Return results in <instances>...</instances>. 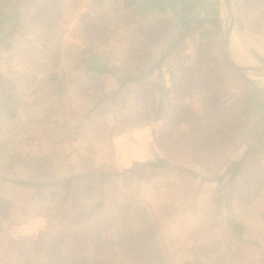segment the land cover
I'll use <instances>...</instances> for the list:
<instances>
[{
  "label": "rangeland",
  "instance_id": "1",
  "mask_svg": "<svg viewBox=\"0 0 264 264\" xmlns=\"http://www.w3.org/2000/svg\"><path fill=\"white\" fill-rule=\"evenodd\" d=\"M26 1L0 0V36L11 25L14 18L12 7L15 3L19 5L20 15V24L16 31L0 45V70L6 78L15 82L18 92L22 93L25 99L32 100L35 97L33 93L35 84H31V77H27L26 74H35L40 78L53 70L63 68L67 73L69 86L67 96L61 99L65 101L66 107L60 108L57 114L53 115V123L50 126L56 124L60 126L61 123L66 122L71 127V133L77 134V138L61 146H51L47 139L32 141L18 148L17 153L19 152L21 156L15 159L11 169L1 165L0 160V263L16 264L17 258H22L25 253L24 247L17 242L32 239L35 243H39L45 240L47 230L45 218L39 212L44 207L45 191L39 189L34 193L32 188L16 186L5 180L8 177L26 178L38 182L48 175L63 176L82 173L91 165L106 164L120 172L114 182L115 194L120 200H138L147 209H180L178 191L166 195L165 202H161L160 195L154 189L157 185L154 181L155 176H164L165 170L168 171L169 168L133 164V157H127V142L130 138L134 140L140 136L129 135L127 131L122 133V130L127 126L149 121L155 126H167L168 130L164 133V130L158 132L159 130L155 128L157 133L147 135L148 143L156 140L162 152L155 150L158 151L157 153L164 155L166 152H172L173 158L179 161L188 159L185 153L189 152L185 147L173 150L162 149L163 144L169 139L192 142L195 161L201 160L203 147L208 148L205 153H211L217 149L219 153L213 154H219L222 158L230 157L232 154V158L237 159L243 157L245 148L258 147L252 153L249 163L241 168L234 179H231L230 175L225 176L224 179L230 181L226 188L223 187L224 182L219 180L212 184L219 185L224 191L225 209H234L237 206L239 209H248L255 213L259 224L249 226L250 231L245 228L242 232L245 233V237L254 235L263 245L256 244V252L243 260V264L258 260L264 252V0H231L229 9L226 8L224 0L216 1L214 5L211 2L209 19H218L217 22L221 23L223 28L218 30L214 23H210L209 34L207 33V37H204L206 38L204 42H200L196 36H190L182 41L174 56L175 60H181L187 51L190 55L189 62L194 70L190 72L188 80L178 78L176 85L181 95L189 97V100L192 99V106L195 109L193 113L189 112L185 108L186 104L175 102L172 105L173 110H170L172 112L169 118L153 119L149 118L147 110L144 114L141 113V116L126 118L123 115L118 118L117 113L123 110L122 101H118L119 98L113 99L115 110L111 108V104L104 106L103 114L98 116L99 118H94L93 113L104 101L96 108L93 109V107L106 97L110 89H115L114 82L108 75H106L107 78L98 81L92 77H86L79 72L82 66L79 63L63 65L56 51L51 52L45 48V39L48 41L45 38V0L33 7L29 6V3L21 7V4ZM31 7L34 11L32 16L28 14ZM235 19L237 21L240 19L241 25L249 32L245 34L244 40L250 52L249 57L255 56L253 58L257 61L247 62L255 64L242 63L238 60L240 56L234 48L235 43L233 45L231 37ZM48 22L52 24L53 21ZM229 25L231 31L227 36ZM195 34L197 33L194 32L193 35ZM226 39H228L227 56L245 66L242 71L235 69L223 59ZM83 64L85 65L84 62ZM246 76L257 87L246 82ZM201 77L203 80L200 79ZM200 81L202 87L199 89ZM56 96L57 93L53 97ZM261 97L262 105L259 107ZM144 105L148 107L149 103L145 102ZM164 112L169 110H163ZM113 114L115 115L112 117L114 124H107V120H110L107 118ZM20 115L24 117L25 114L21 111ZM79 121L82 122V126L77 130L75 126ZM259 123L263 124L261 143L256 136ZM213 125L224 127V132L220 134L207 132L205 134L207 140L203 144L200 142L201 134L186 133L189 127L196 131L200 126ZM170 129L172 132L168 133ZM176 129L177 132L173 133ZM34 135L41 139L45 138V131L40 128ZM152 152L154 156V150ZM136 156L144 158L145 154ZM191 168L195 170L181 166H175L171 170L177 175L189 176L187 181L181 184H188V188L192 189L189 192L196 195L192 199L194 203L191 206V209H195L194 206L197 207L198 196L201 195L203 188L201 176L207 171H202L201 167L196 165ZM243 221L246 220L243 218ZM236 225L238 229L239 227L240 230L242 229L241 224ZM84 260L80 257L77 264H84Z\"/></svg>",
  "mask_w": 264,
  "mask_h": 264
},
{
  "label": "crops",
  "instance_id": "2",
  "mask_svg": "<svg viewBox=\"0 0 264 264\" xmlns=\"http://www.w3.org/2000/svg\"><path fill=\"white\" fill-rule=\"evenodd\" d=\"M41 2L43 0H27L21 7L27 3L33 7ZM211 2L216 4V0H45V38L48 39H45V48L51 52L56 51L63 65L81 64L79 72L86 77L98 81L108 75L112 79L116 87L107 92V98L93 113L94 118L103 114L104 106L111 104V108L115 110L113 99L118 98L123 107L120 113L116 111L118 118L123 115L126 118L141 116L146 110L150 119L169 118L175 102H183L186 104L185 108L193 113L195 108L192 106V99L181 95L176 85L178 78L189 79L190 72L194 70L189 62L191 58L188 51L186 54L183 52L181 60H175L174 56L182 41L190 36H196L200 42L205 41L204 37H207L206 34H209L210 30L208 21ZM32 7L28 12L31 16L34 12ZM48 21L53 22L49 24ZM188 25H191V28L186 37L171 48L179 31ZM194 32L197 34L193 35ZM247 33L249 32L241 25V20L235 19L231 37L240 56L238 60L242 63L257 61L253 58L255 56L249 57L250 52L244 40ZM92 54L99 61L107 63L111 69L118 71L119 75L129 78L140 75L139 79L127 82L116 92L118 84L113 75H100L96 71L84 70L82 59L84 61ZM162 55H166L165 58L153 66L155 61L161 60ZM117 61L119 64H115ZM200 79L203 80L202 77ZM198 85L200 89L201 81ZM145 102L149 103L148 107H145ZM163 110L169 112L163 113ZM114 116L113 114L107 118L110 119L107 124H114ZM155 128L158 132L164 130V133L168 130L167 126H155L149 121L127 126L122 133L127 131L129 135L140 136L134 140L130 138L126 144L127 157H133V164L142 165L147 161H155L165 169L169 168L168 171L165 170L164 176L158 175L154 178L157 182L154 189L160 195L161 202H165L166 195L174 191H178L180 195V209H148L157 225L158 238L164 249V264H243V260L256 252V244L263 243L254 235L245 237L242 231L259 224V221L252 210L239 209L237 206L234 209H225L224 191L219 185H212L219 180L224 182L223 187L226 188L230 181L224 179L227 175L225 170L241 158H232V154L222 158L216 154L219 153L217 149L214 150L215 154L205 153L208 148L203 147L201 160L195 161L192 142L169 139L162 149L185 147L189 152L185 153L188 159L179 161L173 158L172 152H166L164 155L157 153L155 150L160 148L156 140L148 143L147 135L157 133ZM171 129L168 133L172 132ZM223 129L224 127L219 125L200 126L196 131L189 127L186 133L201 134L200 142L203 144L207 140V132L220 134L224 132ZM176 132L177 129L173 130V133ZM159 152L162 153L161 150ZM142 153L145 154L144 158L136 156ZM195 165L207 172L201 176L203 188L198 196L197 207L191 209L194 203L192 199L196 195L189 192L192 189L188 188V184H181L187 181L189 176L177 175L171 169L181 166L195 170L191 168ZM243 218L246 221H243ZM237 223L241 224V230L240 227L238 229ZM263 260L264 252L258 260L246 264H261Z\"/></svg>",
  "mask_w": 264,
  "mask_h": 264
},
{
  "label": "trees",
  "instance_id": "3",
  "mask_svg": "<svg viewBox=\"0 0 264 264\" xmlns=\"http://www.w3.org/2000/svg\"><path fill=\"white\" fill-rule=\"evenodd\" d=\"M18 8L17 3L12 7L14 18L0 36V45L14 34L20 24ZM217 20L210 19L208 22L214 23L216 28L221 30L222 24ZM190 28L191 25H188L179 31L171 48L186 37ZM165 56L162 55L161 60L155 61L153 66ZM223 59L242 71L229 62L224 54ZM86 61L85 71H96L100 75L111 74L116 78V92L127 82L140 77H123L107 63L99 61L94 54ZM83 62L82 59L81 63ZM26 76L31 77V84H35V97L32 100L25 99V96L18 92L15 82L6 78L0 70V160L1 165L10 169L13 168L15 159L21 156L17 153L18 148L32 141L47 139L51 146H61L77 138V134L71 133V127L66 122L60 126H50L53 123V115H56L60 108L66 107L65 101H61L67 96L69 89L66 71L60 68L47 73L45 77L38 78L37 75L28 73ZM245 81L257 87L247 76ZM55 93L57 96L53 97ZM105 98L107 97L98 101L93 109ZM261 105L262 97L259 107ZM21 111L24 112V117L20 115ZM89 115L90 113L87 117ZM262 125L259 123L256 128L259 143L262 141ZM81 126L82 122L79 121L75 127L79 130ZM40 128L45 131V138L34 135ZM256 149L257 146L245 148L243 157L231 163L225 174L234 179L241 168L249 163ZM142 165L162 167L155 161H147ZM118 175L119 171L103 164L91 165L82 173L48 175L38 182L26 178H6L5 180L16 186L34 189V193L39 189L45 191L44 207L39 211L46 222L45 240L39 243L32 239L18 241V245L24 247L25 253L22 258H17V263L77 264L81 257L85 259L84 264H164V249L150 211L138 200H120L116 197L114 182ZM261 264H264V260Z\"/></svg>",
  "mask_w": 264,
  "mask_h": 264
},
{
  "label": "water",
  "instance_id": "4",
  "mask_svg": "<svg viewBox=\"0 0 264 264\" xmlns=\"http://www.w3.org/2000/svg\"><path fill=\"white\" fill-rule=\"evenodd\" d=\"M224 2H225V4H226V8L229 9V7H230L229 0H224ZM230 31H231V26L229 25V27H228V29H227V32H228L227 36H229ZM225 47H226V48H225V51H224V55L226 56L227 60H228L229 62L233 63L234 65H236V66H237L238 68H240L241 70L245 69V66H243V65H241V64H239V63H237V62H235V61H233V60H231V59H229V57L227 56V50H226V49H227V47H228V39H226V46H225Z\"/></svg>",
  "mask_w": 264,
  "mask_h": 264
},
{
  "label": "built area",
  "instance_id": "5",
  "mask_svg": "<svg viewBox=\"0 0 264 264\" xmlns=\"http://www.w3.org/2000/svg\"><path fill=\"white\" fill-rule=\"evenodd\" d=\"M116 63H118L119 64V62L117 61Z\"/></svg>",
  "mask_w": 264,
  "mask_h": 264
}]
</instances>
